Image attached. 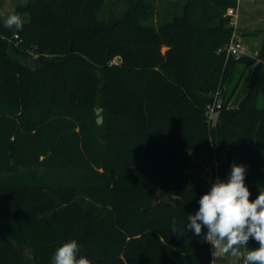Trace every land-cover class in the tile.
<instances>
[{
  "label": "trees",
  "instance_id": "1",
  "mask_svg": "<svg viewBox=\"0 0 264 264\" xmlns=\"http://www.w3.org/2000/svg\"><path fill=\"white\" fill-rule=\"evenodd\" d=\"M160 1L122 0L116 14L109 0H28L15 10L21 30L0 20V264H27L24 245L51 264L71 239L92 264H212L206 228H171L211 188L190 184L191 151L223 153L222 181L244 165L250 200L264 188V39L259 61L227 57L223 15L236 0L170 16ZM33 39L48 54L36 69ZM240 64L252 67L248 90L230 107ZM161 190L177 206L146 209ZM258 247L250 238L247 250Z\"/></svg>",
  "mask_w": 264,
  "mask_h": 264
},
{
  "label": "clouds",
  "instance_id": "2",
  "mask_svg": "<svg viewBox=\"0 0 264 264\" xmlns=\"http://www.w3.org/2000/svg\"><path fill=\"white\" fill-rule=\"evenodd\" d=\"M4 27L21 30V15L15 11L8 14ZM245 176L246 167L234 163L228 179L217 178L210 190L200 197L198 211L187 215L186 224L178 228L176 219H172V232L183 235L191 230L200 236L206 228L204 239L215 250L222 249L225 254L241 257L243 264H264V188H260L255 200H250ZM250 238L259 244L258 248L247 250ZM80 250L78 241L71 239L56 249L51 264H92L90 259L79 255Z\"/></svg>",
  "mask_w": 264,
  "mask_h": 264
},
{
  "label": "rangeland",
  "instance_id": "3",
  "mask_svg": "<svg viewBox=\"0 0 264 264\" xmlns=\"http://www.w3.org/2000/svg\"><path fill=\"white\" fill-rule=\"evenodd\" d=\"M27 2L28 0H0V13H3L0 15V20L4 21L8 14L15 11L18 6L25 5ZM191 4L198 5L197 13L199 15L203 12L211 13L217 7L211 0H164L159 2V9L163 16H170L174 13L179 14L184 12L185 8L187 6H191ZM236 5L237 2L233 6ZM123 8L124 6L122 0H109L107 5V10L111 9L116 14L123 10ZM223 16L227 18L229 17V21L226 22V24L227 26L232 27V22L230 20L231 17L228 14V8L224 12ZM158 17L160 19L159 14ZM237 22V33L241 35L246 45V55L252 56L259 61L264 39V0H239L237 5ZM233 32L234 28H232V34ZM20 39L21 41L23 40L22 38ZM29 53L32 58H30L28 64L32 69H36L38 66L35 58L42 55L48 56L46 52H42L40 50L39 44H37L34 39L31 42V47H29ZM118 61L119 58L115 57L111 63L115 64ZM251 72L252 67L247 68L243 64L238 65L234 78L227 88V96H229L234 85L238 79L241 78L240 84L233 96L235 97L233 101L234 104L238 103L239 100L247 93ZM222 90L223 89H217L213 93L212 101L216 98L218 100L222 99L224 94ZM258 103L259 106L264 105V98L262 96L259 98ZM223 158V153L217 154L214 151H191L189 164L190 184L193 186L204 184L212 186L218 178ZM159 195L160 193L158 192L157 196ZM0 221L2 224L6 223V217L2 210H0ZM211 248L213 254V264H242L241 257H233L230 254H225L222 249L215 250L212 245ZM23 254L26 257L27 264H38L33 247L24 245Z\"/></svg>",
  "mask_w": 264,
  "mask_h": 264
},
{
  "label": "built area",
  "instance_id": "4",
  "mask_svg": "<svg viewBox=\"0 0 264 264\" xmlns=\"http://www.w3.org/2000/svg\"><path fill=\"white\" fill-rule=\"evenodd\" d=\"M236 2L238 5L239 0H236ZM237 5L228 8V14L231 17L230 18V20L232 22L231 26H232V28H234V32H233L231 39L227 45L226 54H227V57L235 56L236 58H239L240 56L246 54L247 48H246V45H245L241 35L237 33V29H238ZM221 107H222V100H218L217 98L214 101L208 103L206 106L207 116L210 119H212L215 116L217 110ZM242 264H243V259H242Z\"/></svg>",
  "mask_w": 264,
  "mask_h": 264
},
{
  "label": "water",
  "instance_id": "5",
  "mask_svg": "<svg viewBox=\"0 0 264 264\" xmlns=\"http://www.w3.org/2000/svg\"><path fill=\"white\" fill-rule=\"evenodd\" d=\"M160 203L170 204L175 207L178 204V198L170 196L164 190H161L159 196L155 197L154 199L147 200L145 208L150 209L156 207Z\"/></svg>",
  "mask_w": 264,
  "mask_h": 264
},
{
  "label": "crops",
  "instance_id": "6",
  "mask_svg": "<svg viewBox=\"0 0 264 264\" xmlns=\"http://www.w3.org/2000/svg\"><path fill=\"white\" fill-rule=\"evenodd\" d=\"M250 76H251V75H250ZM249 80H250V79H249ZM234 98H235V97H233V99H232V101H231V103H230V104H231L230 107H237L238 104H239V102H240V100L242 99V98H241V99L239 100L238 103L234 104V102H233V101H234ZM212 264H213V263H212Z\"/></svg>",
  "mask_w": 264,
  "mask_h": 264
}]
</instances>
